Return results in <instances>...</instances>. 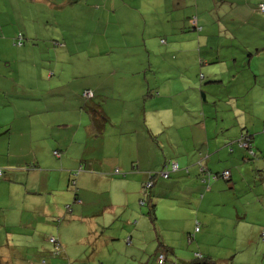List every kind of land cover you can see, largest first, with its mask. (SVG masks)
Listing matches in <instances>:
<instances>
[{
	"label": "rangeland",
	"instance_id": "374dc122",
	"mask_svg": "<svg viewBox=\"0 0 264 264\" xmlns=\"http://www.w3.org/2000/svg\"><path fill=\"white\" fill-rule=\"evenodd\" d=\"M115 1L112 0V2ZM230 1L165 0L164 2H157V0H142V2H145L152 9H157L158 15L156 16V20L152 22L149 20L145 22L144 20V26L135 25V22L132 21L133 18H129L125 12L121 14V11L113 13L110 20L113 28H121L122 31L132 36L126 38H134V40L132 39V43L105 45L95 38L94 43L88 44L87 41H81L80 39L79 43H76L74 47L72 44L67 45V47L72 48L70 50L77 48V51L70 55L64 52L63 57L58 55L55 58L54 47L59 45L45 44L44 41L48 40V38H43L42 42L33 43L31 46H29L30 42H28L26 45L23 44L20 47L13 45L12 40H7L6 43L0 45V88H6L10 101L16 104L22 103V109L26 113L32 112L31 115H34L36 111L42 113L48 111L50 113V110L61 109V107L64 110L67 104L71 102H80L82 105V102H84L83 98L80 97L81 95L77 97L73 88L79 85L78 81L87 83L88 80H94L97 83L96 88L99 90H96L93 100L104 105L123 100L124 95L122 97L121 94H117V91L111 89L113 86L117 89L118 86L129 82L130 85L139 88L145 86V82H151L150 88L156 87L154 94H158L157 91L160 92L159 97L168 92L173 93V91H177L180 86L182 91L179 92L176 100H186L194 96L202 105L208 101H212L211 96L214 93L213 101L224 100V109L234 100L233 98V100L230 99V97L237 95L240 96L241 101H246L243 107L246 113L239 115L237 119H232L233 116L229 117L231 114L228 112L227 120L224 121L225 132L231 131V134H235L238 131L237 129L241 128L244 120L247 121V124L250 123L253 116L264 120V99L261 98L259 89H257L258 91L254 90L252 84L250 85L252 78L248 74L247 51L244 49L243 52V49L236 43H227L226 36L229 37V34L230 36L235 34L236 36H241V41H249L258 33L252 31L253 27L256 26L258 29V27L264 24V12L258 11L255 4L248 5V10H242L243 8L240 6H231ZM245 2L248 1L245 0ZM82 14L88 13L83 12L80 15ZM194 17H197L199 20V26L202 22L206 23L207 31L216 35V39L223 45V47L217 49L218 51L222 49L221 57L226 58L227 47L232 45L229 47V50L230 52H236L235 56L238 55V68L240 71L223 72L221 75L223 81L221 80L219 83L207 84L208 79L199 80L202 77L200 74H203L205 78L213 75L210 68L215 65L220 66V64L214 61L209 64L200 65L199 59L204 61V57H209L206 54L199 55L198 53L197 45L199 42H202L205 30L202 33L198 29L196 31L192 30L190 21H187V19L192 21ZM144 18L147 19L146 16ZM117 21L120 22L119 26H116ZM244 21H249V24H244ZM15 22H17L18 28H22L23 21L15 18ZM240 24L242 25L241 28H239ZM62 25L64 26V24ZM63 26L61 28L64 33H70L69 27ZM20 30L18 29L19 32L17 34L22 33ZM74 30L77 31L76 28ZM22 34L24 35V33ZM198 34L201 35L199 38L197 37ZM241 46L247 48L246 43L241 44ZM24 47L26 48L24 49ZM50 49L53 54H51ZM66 54L70 56V60L69 58L67 60ZM228 58L230 59L226 63L232 65L231 56ZM152 67L155 68L154 71H150ZM142 68L143 71L137 73L136 70ZM32 73L34 75H31ZM74 73H79V77L74 78ZM190 79L193 85L191 86L192 90L189 91L186 83ZM241 79L247 81L246 87L242 85L241 89L237 90L238 86H236V83ZM181 81L182 84H180ZM173 82L176 84V87L173 90L171 88L170 91H167ZM66 83H68L67 86ZM141 83L143 84L142 87L140 86ZM28 84H33L34 87L39 86L40 90L33 89L29 94L27 90H23L25 88L23 86H27ZM211 86L212 89L210 88ZM82 88L83 86L79 85L80 91L78 94L82 93ZM191 91L192 94H190ZM145 92H142L143 95ZM39 95V102L35 101ZM112 97L114 98L112 99ZM43 99L48 101L55 100V102L51 105H45ZM120 105V103L117 104L119 107ZM45 107L46 109L43 110ZM201 107L199 106L197 110L199 114L202 113ZM118 116L122 119L120 114ZM34 119H36V116L25 117L24 125ZM232 121L236 122L237 125H234ZM244 130L243 128L242 131ZM113 131L109 122L104 133L109 136V133ZM55 132L58 133L54 135V139L58 142V145H54L53 148L48 145L47 139L39 137H33L31 144L33 149H36L39 153L46 150L47 156L43 153V156L45 155L46 158H49V154L55 158L52 155L53 150H60L59 152L62 155L60 159L68 157L69 162L65 166L69 168L64 167L68 170L63 171L64 179L61 185L63 191L58 193V201L51 199L54 194L49 196L45 193L26 195L27 190L37 188L38 184L43 185L44 179L28 173L24 177H21L23 172H17L20 182V186L17 185V190H20L18 204L15 207L16 209H13L15 213H12L13 211L11 210L5 213L8 215L7 223L14 222L6 228L2 227L0 230V243H3L0 244V264H7L8 262L6 261H9L8 264L29 263L31 259L27 257L26 260L28 262H23L22 257L29 256L31 251H36V248L41 251H52L53 247L48 239L51 236L57 237L58 235L63 237L61 244L65 245L67 250L62 257L63 261H69L71 264H90L86 257L95 249L97 244L96 239L94 237H86L83 241H78V239L79 232L83 230L86 232L85 228L91 222H96L105 227L106 231L104 235L107 238L104 239L106 242H103V245L110 243V241L111 244H117L112 246L114 255H119L120 257H126V254L130 255L126 250V240H116L114 232H118L120 227L129 229L130 227H136V229L139 228L140 230V233L136 234V237H139L140 241H135L134 237H132L131 242L134 245L132 250L142 243L148 250L149 257L145 256L146 259L158 262V255L162 254L163 256L165 255V260H170L172 256L170 254L166 255V252L162 249L157 253H153L152 250L150 251L152 243L157 240L153 222L149 220L147 214L148 207L147 205L141 206L139 204V198L144 196L141 187L135 199V206L133 209H130V212L132 210L130 216L127 213L128 209H123L121 203V206L116 205L117 210L114 209L112 211L116 214L113 220H111L112 217L109 215V207L104 213L105 216L99 208L89 207L88 200L95 204V200L100 198L92 195L86 187H83L81 195H79L78 191L81 188L80 184L84 175L91 173L90 175H93V178L90 179L92 188L101 189L105 200H113L111 197L115 195V191L113 190L110 193L111 189L109 190L107 182H104L105 172L112 173L110 170L112 169V164H118L116 158L118 151L112 150L107 146L110 139L103 132L98 135L85 128L80 129L79 133L72 125L59 126ZM29 137L31 138L28 133H25L19 137L12 138L13 147L19 143L27 146ZM236 138L234 139L236 140ZM257 143L262 146L263 151L255 148V140H253L252 145L256 156L252 159L249 158L250 160L246 152L241 150L242 156L240 157V164L238 166H241L239 172L242 171V174L246 176L245 180H239L235 184V188L230 186L231 181H225L220 177L217 180H212L210 190H215L216 193L218 191L219 197H216V201H207L203 205L202 210L198 211V209H194V214L199 212L206 220L203 223L200 219H194L200 224V233L205 231L200 237V242L204 247H208L206 250L211 249L212 254L217 258L214 260L219 261V264H264V168L252 174L254 179L250 178L251 174L248 169L251 168V164L254 162H259L264 166V131L257 138ZM25 150H29V148L26 147ZM23 157L29 156L23 155ZM31 159L27 158L20 168L28 169ZM228 161L230 168L233 162ZM172 162L170 161L168 166ZM238 166H234L232 172L238 169ZM0 168L4 170L5 176L7 172L6 167L0 166ZM207 168L212 173L218 172L219 174L223 170L217 168V162ZM161 170H163V167L152 172ZM123 174V171H120L117 176L123 177ZM234 175L237 181L239 175L237 173H234ZM170 179L171 177L165 181ZM216 181H219L218 185H221L220 189H218V186H213ZM24 182H27V189ZM203 187L205 190L207 189L206 184ZM8 192H10V189L6 193L8 194ZM75 194H77L79 200L84 201V204L82 203L83 207L82 205L75 206L76 204L73 202ZM28 199L41 201L38 206L48 208H51V203H61L62 213L60 215H52L45 212L40 215V211L36 209L29 212L25 205ZM94 211L100 212L94 213ZM14 216L16 217L14 218ZM83 216L89 219L93 218V220L88 221L87 219L85 221V219H82ZM128 216L130 217L129 222L131 224H126ZM140 217L143 218L140 219ZM111 238L114 239L112 240ZM197 241L199 240L194 237L191 244H197ZM117 242L120 243V246H118ZM33 245L36 247L31 248ZM194 252L203 253L204 251L198 246H191L189 250L186 248L185 251H179V254L185 255L189 260H192ZM173 260L174 258L172 257ZM45 262L47 264H54L56 260L52 261L47 256L45 257ZM97 262L99 261L97 260Z\"/></svg>",
	"mask_w": 264,
	"mask_h": 264
},
{
	"label": "crops",
	"instance_id": "0c3cea01",
	"mask_svg": "<svg viewBox=\"0 0 264 264\" xmlns=\"http://www.w3.org/2000/svg\"><path fill=\"white\" fill-rule=\"evenodd\" d=\"M159 1L164 2L165 0H157V2ZM247 1L231 0L230 5L234 7L240 6L243 8L242 10H248V5H256L264 0ZM141 2L142 0H116L115 2H112V0H0V45L6 43L7 40H12L13 42V38L19 32L18 29H21L20 31L24 33L25 41H27L24 43L25 45L28 42H30L29 46L33 45V43L37 44L42 42L41 40L43 38H48V40H45L46 42L43 40L45 44L53 46L59 45L54 47L55 58L58 55L63 57L65 53L70 55L76 52L77 48L70 50L72 48L67 47V45L72 44L74 47L76 43H79L80 39L81 41H87L88 44L94 43L95 38L99 39L105 45L112 43H132L134 38H126L132 36L122 31L121 28H113L110 20L112 14L117 11H121V14L125 12L129 18H133L132 21L135 22V25L144 26V20L145 22L148 20L151 22L156 20V16L158 15L157 9H152L145 2ZM83 12L88 14L80 15ZM145 16L147 19L144 18ZM15 18L23 21L22 28L17 27ZM195 18L194 20L199 25V20L197 17ZM187 21L191 23L190 19H187ZM119 23L117 21L116 26H119ZM244 24H249V21H244ZM62 26L69 27L70 33L65 34L61 28ZM241 27L242 25L240 24L239 28ZM199 29L201 33L205 30V33L202 36V42H199L197 45L198 53L199 55L206 54L209 57H204V61L199 59L200 65L209 64L214 61L220 64V66L215 65L210 68L213 75L208 78L203 76L204 80L208 79L206 83L212 84L219 83L221 80L223 81L221 79L223 72L240 71L238 68V55L235 56L236 52H230L229 50V47L232 45L227 47L226 58H223L220 56L223 52L222 49L217 50L219 47H223V45L216 39V35L207 31V24L202 22ZM252 31L258 33L247 42L241 41V36H236L235 34L232 36L229 34V37L226 36V41L227 43H236L243 49V52L244 49L247 51L248 74L252 78L250 85L252 84L254 90L259 89L261 98L264 99V24L258 27V29L254 26ZM200 36L198 34L197 37L199 38ZM243 43H246L247 48L241 46ZM51 49L50 52L53 54ZM230 56L233 61L232 65L226 63L230 59L228 58ZM66 57L68 60L70 56L66 54ZM144 69L147 70L146 68ZM154 70L155 68L153 67L150 69V71ZM136 71L137 73H141L143 68ZM31 75L34 74L32 73ZM78 75L80 74L74 73L73 77L77 78L79 77ZM88 76L90 75L88 74ZM78 84L83 86L82 93L85 90L92 91L94 94L96 90L99 91L96 88L97 83L94 80H88L87 83L78 81ZM150 84L151 82L148 81L145 82V86L141 83L140 86H143L142 88L134 87L130 85V82L118 86L117 89L113 86L111 90L117 91V94H121L122 97L124 95L123 100L105 105L102 104L103 111L108 119L103 133L109 122L111 128L114 130L109 133V136L104 133L110 139L107 146L112 150L118 151V156L116 157L118 164H112V169H110L112 173L105 172L104 175V182H107L109 190L111 189L110 193L113 190L115 191V195L111 197L113 200H105L104 193L101 189H97L96 187L92 188L90 179L93 178V175H90L91 173L84 175L80 184L81 188L78 192L81 195L83 187H86L92 195L100 198L95 200V204L88 200L89 207L99 208L103 215L109 207V215L112 217L111 220L116 217L115 212L112 211L114 209L117 210L116 205H120L121 203L123 209H128L127 213L130 216L132 212V210L130 212V209H133L135 206V199L139 194V188L142 187L143 182L147 178V172L159 170L165 165L168 166L170 161H175L179 170L171 173L166 178L169 179L171 177L168 181H165V178H156L155 184L150 191L152 201L155 203V221L153 222V228L157 240L152 243L150 251L152 250L153 253H157L162 249L165 252L167 251L166 255L170 254L174 260L172 261L171 257L170 260L166 259L163 263H160L146 259L145 256L149 257V254L142 243L137 245L134 250L129 251L128 253L130 255L126 254V257L114 255L112 246L117 244H111L110 241V243L103 245V242H106L104 239L107 238L103 233V226L96 222H91L85 228L87 230L86 232L85 230L79 232L78 239V241H83L86 237H94L96 239V247L88 255L90 264H185L190 260L187 256L179 254V251H185L186 248L189 250L191 246H198L204 251L198 254L203 256L208 255L213 260L217 259L212 254L211 249L206 250L208 247H204L200 242V237L205 231L200 233V228L198 232L195 231L196 222L198 221L194 219H200L203 223L206 220L199 212L194 214V209H198V211L200 209L202 210L203 205L207 201H216V197H219L217 194L218 191L216 193L215 190H210L212 187H210L211 181L207 185V183L199 179L197 162H202L206 167L213 166L217 162L218 169H223L222 171L230 169V186L235 188V184L239 180H245L246 176L242 174V171L239 172L241 166L238 165L240 164L242 149H239L234 138L238 137L244 128L245 131L253 135V140H255L256 145L255 148L263 151L262 146L257 143V138L264 131V120L259 119V117L253 116L252 119L250 117L251 121L248 124L244 120L241 128L237 129L239 132L236 131L235 134H231V131L225 132L224 121L227 120L226 117H228L229 113L231 114L229 117L233 116L232 119H237L239 115L246 113L243 109L246 101H241L240 96H231L230 99L233 98L234 100L232 99L233 101L224 109V100L213 101V92L211 96L212 101H208L205 103L206 105H202L194 96L186 100H176L179 92L182 91L180 86L178 88L179 90L177 89L173 93L168 92L159 97L160 92L157 91L158 94L155 95L154 91L156 87L150 88ZM171 84L172 86L167 91H170L171 88L173 90L176 87L174 82ZM180 84H182V81ZM186 84L189 91L192 90V80L190 79ZM246 84L247 81L242 79L238 80L236 83V86H238L237 90H240L242 85L246 87ZM67 85L68 83H66ZM79 85L73 89L77 97L80 95L82 97L81 92L78 94L80 91ZM23 87H25L23 90H27L29 94L33 89L40 90L39 86L34 87L33 84H28ZM210 88L212 89V86ZM143 91H146L144 95L142 93ZM190 94H192V91ZM9 97L8 90L6 88H0V166H5L7 169L6 175L0 179V230L2 227L6 228L14 222L7 223L8 215L5 213L10 210L13 211L12 213H15L13 209H16L15 207L18 204L20 190H17V185L20 182L17 177V172H23L21 177H24L28 173L44 179L43 185L38 184L36 186L37 188L27 190L26 195L31 193L36 195L45 193L48 196L54 194L51 199L58 201L57 195L63 191L61 188L64 179L63 171L68 170L64 168L68 167L65 166L69 162L68 157L60 159L62 157L61 154L59 156L53 154L54 151L59 152L60 150H53L52 155L59 160H56L50 154L49 158H46V150L39 153L36 149H33L31 144L32 138L39 137L47 139L48 145L53 148L54 145H58V142L54 139V135L58 134L55 131L59 126L72 125L79 133L80 129L83 128L95 133L90 127L87 112L81 108L80 102L68 103L64 110L61 107V109L50 110V113L48 111H44L43 113L36 111L34 115H31L32 112L26 113L22 109V103H13ZM39 100L40 95L35 101L39 102ZM53 102L55 100L48 101L43 99L45 105H51ZM118 103L121 104L120 107L117 106ZM30 104L32 105V103ZM199 106H202L201 114L197 112ZM45 109L46 107L43 110ZM118 114L122 116V119ZM28 116H36V119L30 120L28 124L24 125V119ZM234 125H237V123L234 122ZM25 133L31 136V138H28L27 146L19 143L13 147L12 138L19 137ZM26 147L29 150H25ZM229 147L232 148L231 152H229ZM43 153H45L44 156ZM23 155L29 157H23ZM27 158H32L29 162L28 169L20 168ZM228 160L233 162L230 168ZM234 166H238L239 168L232 172ZM262 168L264 166L259 162L251 164V168H248L251 174L250 178L254 179L252 174L261 171ZM116 170L119 173L123 171V177L117 176L118 174L115 173ZM234 173L239 175L237 181L235 180ZM218 182L216 181L213 186H218V189H220L221 185H218ZM205 184L206 190L203 187ZM24 185L27 189V182H24ZM9 189L10 192L7 194L6 192ZM73 202L76 204V207L81 206L82 203L84 204V201L82 202L78 199L77 194H75ZM40 203L41 201L39 202L36 199H28L25 205L29 212L36 209L40 211V215L45 212L52 215H60L62 213L61 203H51V208L38 206ZM98 212L100 211H94V213ZM85 217L83 216L82 218L85 221L87 219L88 221L93 220V218L89 219ZM139 233L140 230L138 228L134 233L135 241H140V238L136 237V234ZM102 234L103 237L101 236ZM190 235H194L199 240L197 244H191L188 241V236ZM56 238L61 245L64 256L67 250L66 246L61 244L63 237L58 235ZM117 243L120 246V243ZM27 247L29 248V246ZM35 247V245L31 246V248ZM133 247L132 242L126 245V249H132ZM35 250L34 252L31 251L29 256L22 257L23 262H28L26 260L27 257L31 259L29 263L24 264H41V257L44 256L43 253L46 251H41L38 248ZM49 259L52 261L56 260L54 264H61L63 261L59 257H49ZM6 262L9 263V261Z\"/></svg>",
	"mask_w": 264,
	"mask_h": 264
},
{
	"label": "trees",
	"instance_id": "16d2710c",
	"mask_svg": "<svg viewBox=\"0 0 264 264\" xmlns=\"http://www.w3.org/2000/svg\"><path fill=\"white\" fill-rule=\"evenodd\" d=\"M261 4H264V1L260 2V3H257L256 4V8L258 9V11L263 12V11L260 10V5ZM194 19H196V18L194 17L192 19L191 23H190L192 30H195V31L197 29L200 30L199 29L200 26L197 24V22ZM18 35L21 36V39H18ZM24 42H25V36L22 33H19V34L15 35V37L13 38V45H15V46H19V47L23 46ZM200 76H202L199 79L201 81L203 79V74H200ZM85 91H87V90H85ZM81 94H83V93H81ZM94 96H95L94 92H92V91H91V96L90 97H85V96L82 95V98H83L84 102H82L81 108L85 112H87V116H88L89 121H90L91 129L94 130L95 134L99 135V134H101L103 132V130L105 128V124L108 122V119H107L106 114L103 111L102 104H100L99 102H96V101L93 100ZM235 143H237V146L240 149H242V150H244L246 152V155H247L248 159L249 158L252 159L253 157L256 156V154H255L256 152L254 151V147L252 145V143H253V135L252 134H249L245 130L242 131L240 136L235 140ZM242 143H246L247 147L243 146ZM249 150H251L252 152H250ZM231 151H232V148L229 147V152H231ZM53 154H54V152H53ZM55 156H57V155H55ZM172 163H176V162H172ZM202 164H203L202 162H198L197 163L199 178L201 179L202 182L207 183V185H208L210 183V181L216 180L219 177L224 179L225 181H230V176L227 179H225L223 177V175L221 174L223 171L220 174L218 172L212 173L204 164L203 165ZM170 165L169 166L165 165L163 167V170L158 171V172H152V171L151 172H147L148 177L143 182V185L141 187V190H144L142 192V194L144 196L142 198H139V204L141 206L147 205V207H148L147 214H148V216H149V218H150V220L152 222L155 221V211H154L155 210V203L152 201L150 191H151V188L155 184V179L156 178H168L171 173H174V172L179 170V167L177 165V170L171 171ZM0 169H1L0 179H2L4 177L5 173L3 172L4 170L2 168H0ZM166 169H168V170H166ZM164 171H168L169 172L166 177H164V176H162L160 174V173H162ZM227 171H229V170H227ZM118 173H119V171H118ZM149 181L151 182V185L149 187H144L145 183L149 182ZM129 220L130 219L127 220L126 224H131L129 222ZM124 226H126V225H124ZM196 227H198V230L196 231V232H198L199 228H200V224L198 222H196ZM103 230H104L103 231V233H104L106 231L104 226H103ZM135 232H136V227H130V229L129 228H125V227H123V228L120 227L118 232H114L116 234V238L115 239L116 240H120L121 239L122 241L126 240V242L128 244H130L131 241H132V237H134V233ZM123 234H125V235H123ZM101 236L103 237V234ZM112 239H114V238H112ZM193 240H194V235L188 236V241L190 243ZM48 241H49L50 244H52L53 249H52V251H46V253L49 254V255H47L45 253L44 256L41 257V261H40L41 264H47L45 262V257H47V256L48 257H53V258L54 257L55 258L56 257H60V258L63 257V250H62L61 245H60L59 241L57 240V238L55 236H51V237H49ZM0 247H1V245H0ZM126 250L128 252L132 251V249H130V248H128ZM169 250L171 251V249H169ZM171 252H173V251H171ZM166 253H167V251H166ZM197 254H198L197 252H194L193 259L188 261L185 264H219V261L211 259L210 256H208V255L203 256L201 254H198L199 256H197ZM164 256H163V261L160 262L159 259H158V262L163 263L165 261V257ZM86 259H88V256L86 257ZM61 264H71V263L69 261H64Z\"/></svg>",
	"mask_w": 264,
	"mask_h": 264
},
{
	"label": "built area",
	"instance_id": "2783aa9c",
	"mask_svg": "<svg viewBox=\"0 0 264 264\" xmlns=\"http://www.w3.org/2000/svg\"><path fill=\"white\" fill-rule=\"evenodd\" d=\"M260 10L264 12V4H261L260 5ZM18 39H21V36L20 35H18ZM82 95L85 96V97H90L91 96V91H85V92H83ZM242 145L245 146V147H247V144L246 143H242ZM249 151L252 152L251 150H249ZM54 154L57 155V156L60 155V153L58 151H54ZM170 168H171V171L177 170V164L176 163H172L170 165ZM115 173H118V170H116ZM168 173H169L168 171H164V172H162L160 174L162 176L166 177L168 175ZM0 174H1V169H0ZM221 174L223 175V177L225 179H227L230 176V172L227 171V170H224ZM150 185H151V182L149 181V182H146L145 183V186L144 187H149ZM142 191H144V190H142ZM197 230H198V227L195 228V231H197ZM197 256H199V255L197 254ZM158 259H159L160 262L163 261V256L162 255H159L158 256Z\"/></svg>",
	"mask_w": 264,
	"mask_h": 264
},
{
	"label": "water",
	"instance_id": "95a60500",
	"mask_svg": "<svg viewBox=\"0 0 264 264\" xmlns=\"http://www.w3.org/2000/svg\"><path fill=\"white\" fill-rule=\"evenodd\" d=\"M204 97V96H203Z\"/></svg>",
	"mask_w": 264,
	"mask_h": 264
}]
</instances>
